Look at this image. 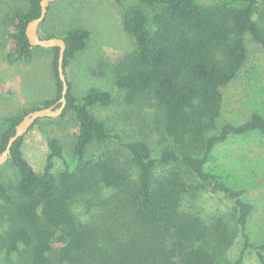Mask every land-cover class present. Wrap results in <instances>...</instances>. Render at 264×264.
I'll use <instances>...</instances> for the list:
<instances>
[{
  "label": "trees",
  "instance_id": "trees-1",
  "mask_svg": "<svg viewBox=\"0 0 264 264\" xmlns=\"http://www.w3.org/2000/svg\"><path fill=\"white\" fill-rule=\"evenodd\" d=\"M41 1L29 0L25 9L15 13L9 61H32L34 47L26 29L40 17ZM113 1L123 11L124 31L136 44L116 87L130 104L139 98L153 102L169 145L154 158L147 142L125 143L136 178L131 169L110 158L91 160L89 148L112 138L92 109L112 105L113 97L91 89L78 99L68 82L67 107L61 117L72 114L79 126L73 149L75 164L65 162L66 168L56 175L55 158H64L63 148L58 139L48 138L50 154L44 172L37 173L24 157L22 137L12 146L7 162L15 170V178L4 181L0 177V203L7 227L3 242L8 254L18 256L13 264H218V254L233 245L238 233L243 249L234 264H242L248 250L264 264V242H254L251 237L255 206L246 200L245 190L229 186L207 169L214 151L230 138L254 132L264 136L260 112L241 124L219 127L224 90L248 58L246 36L264 45V28L256 18L264 0H135L137 4L128 7L123 0ZM262 18L264 21V13ZM90 35L89 30L75 27L61 37L67 44L65 71L85 50ZM51 50L56 95L43 107L0 122V155L24 116L51 107L62 97L59 49ZM158 169L163 171L157 173ZM99 189L114 195L96 231L78 219L72 203ZM200 189L232 205L234 234L230 220L209 225L183 209L185 198Z\"/></svg>",
  "mask_w": 264,
  "mask_h": 264
},
{
  "label": "rangeland",
  "instance_id": "rangeland-1",
  "mask_svg": "<svg viewBox=\"0 0 264 264\" xmlns=\"http://www.w3.org/2000/svg\"><path fill=\"white\" fill-rule=\"evenodd\" d=\"M29 0H2L0 2V122L18 116L25 110L43 107L46 100L56 95V79L51 49L34 47L30 62L9 61L15 33L13 17L25 9ZM135 0H123L124 6L136 5ZM264 4L257 12V20L264 28ZM123 11L113 0H61L50 7L47 21L40 28L43 36L61 38L75 27L85 28L91 35L84 51L80 52L66 69L72 92L82 99L91 89L108 92L112 105L96 106L92 113L103 121L112 138L105 143L92 145L87 156L93 161L107 157L131 169L129 153L124 144L142 140L149 144L154 158L169 145L162 135L159 116L153 102L139 98L134 104L126 101L125 94L117 89L116 81L127 60L135 53V40L123 28ZM248 58L238 77L224 90V109L219 127L226 123L241 124L254 112L264 116V45L246 36ZM79 126L72 114L55 119H43L24 137L23 154L39 174L44 172L50 154L48 138L59 140L63 159L55 158L54 173L59 175L67 162L75 164L74 144ZM119 136V139L115 138ZM208 171L219 175L226 184L245 190V198L255 206L251 221L254 242H264V136L259 132L230 138L217 147L207 166ZM163 170L158 169V172ZM4 181L15 178V170L7 163L0 167ZM113 191L99 189L95 194H85L72 203L78 219L92 225L96 231L103 221L107 202ZM4 207L0 203V264H13L18 256L8 254L3 242L7 229ZM183 209L211 225L215 221L230 220L232 234L236 232L233 207L221 197L204 189L187 196ZM232 222V223H231ZM243 249V239L237 234L231 247L218 254V264H234ZM242 264H260L252 250L245 252Z\"/></svg>",
  "mask_w": 264,
  "mask_h": 264
},
{
  "label": "water",
  "instance_id": "water-1",
  "mask_svg": "<svg viewBox=\"0 0 264 264\" xmlns=\"http://www.w3.org/2000/svg\"><path fill=\"white\" fill-rule=\"evenodd\" d=\"M61 0H42L40 2L41 15L39 18L31 21L26 29V35L28 41L32 47H39L42 49H59V59H58V72L60 80L63 83L62 97L53 106L47 108H41L30 112L23 117L22 121L15 128V135L9 140L6 150L0 155V167L6 164L11 158L12 146L33 128L38 120L42 119H55L63 115L67 107V94L70 89L66 71L64 68L65 52L67 49V44L63 38H49L43 39L40 36L39 30L40 26L45 22L49 8Z\"/></svg>",
  "mask_w": 264,
  "mask_h": 264
}]
</instances>
